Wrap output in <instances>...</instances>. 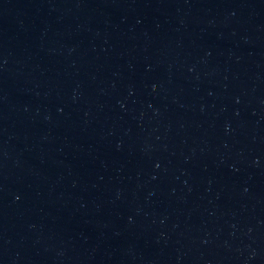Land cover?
<instances>
[{
  "label": "water",
  "instance_id": "95a60500",
  "mask_svg": "<svg viewBox=\"0 0 264 264\" xmlns=\"http://www.w3.org/2000/svg\"><path fill=\"white\" fill-rule=\"evenodd\" d=\"M0 264H264V0H0Z\"/></svg>",
  "mask_w": 264,
  "mask_h": 264
}]
</instances>
